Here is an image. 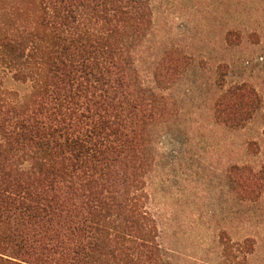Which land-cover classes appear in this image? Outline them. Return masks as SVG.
Segmentation results:
<instances>
[{"label": "trees", "instance_id": "16d2710c", "mask_svg": "<svg viewBox=\"0 0 264 264\" xmlns=\"http://www.w3.org/2000/svg\"><path fill=\"white\" fill-rule=\"evenodd\" d=\"M10 10L0 7V264H172L149 180L170 122L161 91L183 71L167 50L153 85L140 75L151 0H36L22 21ZM223 79L215 122L237 131L259 115L264 142V96ZM256 166L226 168L240 207L264 197ZM234 245V264H250L256 240Z\"/></svg>", "mask_w": 264, "mask_h": 264}, {"label": "rangeland", "instance_id": "374dc122", "mask_svg": "<svg viewBox=\"0 0 264 264\" xmlns=\"http://www.w3.org/2000/svg\"><path fill=\"white\" fill-rule=\"evenodd\" d=\"M35 2L0 0V7L10 8L22 21L33 14ZM151 3L153 29L138 54L140 75L150 85L153 63L167 50L181 59L183 71L161 91L168 96L170 122L164 125L149 180L159 242L172 264H234V244L251 238L257 252L250 264H259L264 257V197L240 207L225 173L231 163L263 162V126L257 115L231 131L215 122L211 107L221 78L223 84L247 80L264 96V0ZM224 60L232 64L229 71L220 69ZM250 143L256 145L248 151Z\"/></svg>", "mask_w": 264, "mask_h": 264}]
</instances>
